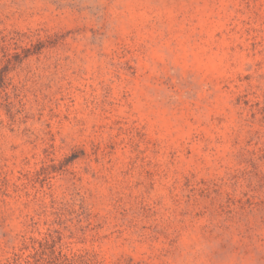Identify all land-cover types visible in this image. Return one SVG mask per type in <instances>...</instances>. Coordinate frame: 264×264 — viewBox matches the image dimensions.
<instances>
[{
    "label": "rangeland",
    "instance_id": "obj_1",
    "mask_svg": "<svg viewBox=\"0 0 264 264\" xmlns=\"http://www.w3.org/2000/svg\"><path fill=\"white\" fill-rule=\"evenodd\" d=\"M0 264H264V0H0Z\"/></svg>",
    "mask_w": 264,
    "mask_h": 264
}]
</instances>
